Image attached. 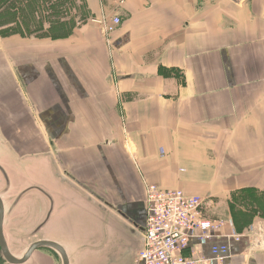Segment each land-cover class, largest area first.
Returning <instances> with one entry per match:
<instances>
[{"label": "crops", "instance_id": "1", "mask_svg": "<svg viewBox=\"0 0 264 264\" xmlns=\"http://www.w3.org/2000/svg\"><path fill=\"white\" fill-rule=\"evenodd\" d=\"M18 1L0 2V197L14 257L46 241L69 264H136L149 184L216 209L251 188L264 202V0H83L91 20L68 36L3 35L25 21ZM113 17L106 39L95 20ZM224 219L239 237L226 262L264 264V247ZM23 264L63 259L43 247Z\"/></svg>", "mask_w": 264, "mask_h": 264}, {"label": "built area", "instance_id": "2", "mask_svg": "<svg viewBox=\"0 0 264 264\" xmlns=\"http://www.w3.org/2000/svg\"><path fill=\"white\" fill-rule=\"evenodd\" d=\"M95 22L108 39L121 19ZM205 206L202 197L149 184L143 248L136 264H230V240L239 237L224 233L225 221L208 217Z\"/></svg>", "mask_w": 264, "mask_h": 264}, {"label": "rangeland", "instance_id": "3", "mask_svg": "<svg viewBox=\"0 0 264 264\" xmlns=\"http://www.w3.org/2000/svg\"><path fill=\"white\" fill-rule=\"evenodd\" d=\"M2 6L0 5V7ZM15 7L25 17V21L21 18L17 19L16 22L4 26L3 31L1 30L2 33H6L4 31H9L8 29H20L26 32V36H49L53 33L60 35L72 32L91 20L88 17L90 13H88L87 5L84 4L83 0H19ZM12 17L15 18L16 16ZM262 194V191L256 190V188H251L250 191L231 193L228 203L223 204L221 209L212 207L211 197H202V199L206 201L207 208H210L211 212H215L216 218H221V220L228 218L230 221L232 219L238 232H249L253 236L251 238L252 243L264 247L261 246L264 241V224L259 223L264 219ZM237 204L240 207H237ZM1 259L0 264L7 263Z\"/></svg>", "mask_w": 264, "mask_h": 264}, {"label": "water", "instance_id": "4", "mask_svg": "<svg viewBox=\"0 0 264 264\" xmlns=\"http://www.w3.org/2000/svg\"><path fill=\"white\" fill-rule=\"evenodd\" d=\"M0 171L4 174L5 173L2 169V167H0ZM6 177V176H5ZM3 223H4V203L0 197V251H1V257L3 260H5L7 263L9 264H23L24 262H26L30 256L32 255V253L40 248L43 247H49L51 249H54L55 251H57L63 259V264H69V260L68 257L66 255L65 250L57 243H53V242H46V241H42V242H36L33 243L29 250L27 251L26 255L22 258V259H18L16 257H14L11 252L9 251L7 245H6V241L4 239V235H3ZM142 231H144V228L141 229Z\"/></svg>", "mask_w": 264, "mask_h": 264}, {"label": "trees", "instance_id": "5", "mask_svg": "<svg viewBox=\"0 0 264 264\" xmlns=\"http://www.w3.org/2000/svg\"><path fill=\"white\" fill-rule=\"evenodd\" d=\"M71 32H67V33H62V34H60V35H55L54 33L52 34V35H50L51 37H65V36H68L69 34H70ZM1 34H3V35H6L7 33H2L1 32ZM23 34V33H22ZM2 257H0V259H1ZM2 260V259H1Z\"/></svg>", "mask_w": 264, "mask_h": 264}, {"label": "flooded vegetation", "instance_id": "6", "mask_svg": "<svg viewBox=\"0 0 264 264\" xmlns=\"http://www.w3.org/2000/svg\"><path fill=\"white\" fill-rule=\"evenodd\" d=\"M1 250V249H0ZM1 252V251H0Z\"/></svg>", "mask_w": 264, "mask_h": 264}]
</instances>
